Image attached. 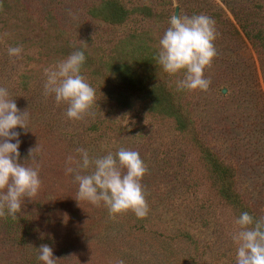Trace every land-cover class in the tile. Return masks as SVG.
<instances>
[{"label": "rangeland", "instance_id": "374dc122", "mask_svg": "<svg viewBox=\"0 0 264 264\" xmlns=\"http://www.w3.org/2000/svg\"><path fill=\"white\" fill-rule=\"evenodd\" d=\"M103 1L2 2L0 86L29 113L30 130L15 129L20 161L39 165L41 187L15 218L0 215V264H41L42 244L52 247L56 264H235V219L242 212L264 217V48L242 29L264 36V0H118L158 15L132 12L119 24L90 13ZM176 8L215 20L206 91H178L183 72L169 75L156 62ZM16 46L20 56L10 57L7 49ZM71 47L86 54L81 74L97 100L78 120L43 94L44 70ZM78 147L91 155L121 147L139 153L147 166L144 218L77 202L74 173L65 168L80 171Z\"/></svg>", "mask_w": 264, "mask_h": 264}, {"label": "clouds", "instance_id": "9594fccd", "mask_svg": "<svg viewBox=\"0 0 264 264\" xmlns=\"http://www.w3.org/2000/svg\"><path fill=\"white\" fill-rule=\"evenodd\" d=\"M218 35L215 20L207 15L189 16L180 12L170 15L168 27L159 38L155 59L169 75L183 72V78L176 82L178 91L209 88L210 80L204 77L203 70L217 54L213 42ZM7 52L10 57H19L22 47H9ZM85 61L84 51L77 49L44 70L43 94L53 96L57 105L66 104L65 116L69 120L80 119L97 101L96 90L81 74ZM28 119L29 113L17 107L9 89L0 86V215H5L6 210L13 218L21 211L25 198L32 201L41 187L39 165L25 166L20 161L21 131L15 129L19 126L22 131L30 130ZM36 151V146L28 151L33 161ZM75 151L79 154L80 171L66 166L65 172L74 173L77 202L88 201L96 206L103 203L110 216L127 211L137 218L148 214L141 184L147 166L137 151L123 147L104 155H91L82 147ZM71 161L69 157L66 165ZM234 222L240 229L232 234L238 245L235 264H264V217L255 219L242 212ZM37 249L41 264H56L52 247L42 244Z\"/></svg>", "mask_w": 264, "mask_h": 264}, {"label": "trees", "instance_id": "16d2710c", "mask_svg": "<svg viewBox=\"0 0 264 264\" xmlns=\"http://www.w3.org/2000/svg\"><path fill=\"white\" fill-rule=\"evenodd\" d=\"M3 1L5 2V0H2V2ZM2 2L0 1V15H1L0 19L4 15V13L1 12L2 6H3ZM152 11L153 10L149 6H145V5H138L136 6V8L129 10V9H125V7L122 4H120L118 0H105L99 6L98 5L94 6V8L90 10V13L93 15V17L103 19L104 21L111 22L112 24H119L123 22L126 19V17L132 12L140 13L141 15L146 16V17L157 18L158 15H155L154 12ZM242 29L244 30L247 38L251 39L252 41H254V43L264 48V36H261L259 33H251L245 26H242ZM71 49L72 50H69V51L66 50V52L63 53V55H67L75 51L72 47ZM128 74H129V80L132 79L131 81H129L130 86L134 87V84L132 82L134 81L136 77H130V72H128ZM124 79L127 81V77H124ZM154 90H155L154 92H156L157 88H154ZM158 101L159 99L157 100V102ZM164 108H167V107H164ZM166 113L169 114L172 112L169 110H166Z\"/></svg>", "mask_w": 264, "mask_h": 264}, {"label": "water", "instance_id": "95a60500", "mask_svg": "<svg viewBox=\"0 0 264 264\" xmlns=\"http://www.w3.org/2000/svg\"><path fill=\"white\" fill-rule=\"evenodd\" d=\"M177 13H178V8L175 9V14H177Z\"/></svg>", "mask_w": 264, "mask_h": 264}]
</instances>
